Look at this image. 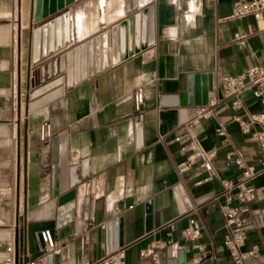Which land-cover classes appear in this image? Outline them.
Masks as SVG:
<instances>
[{
	"label": "crops",
	"instance_id": "1",
	"mask_svg": "<svg viewBox=\"0 0 264 264\" xmlns=\"http://www.w3.org/2000/svg\"><path fill=\"white\" fill-rule=\"evenodd\" d=\"M238 1L250 0H75L35 23V0H0V191L13 189L0 207V264L12 243L16 264H85L116 248L125 249L126 264H153L141 253L167 241L172 222L175 244L162 262L180 264L182 253L184 264H234L224 246V199L216 197L223 180L242 177L226 166L227 153L260 169V144L233 120L228 102L191 129L214 174L198 165L180 173L192 154L176 136L195 112L192 103L221 96L224 76L264 65V14L235 17ZM148 13L149 28L138 32L137 17ZM241 98L240 114H264L251 92ZM251 184L257 199L245 216L244 250L258 246L264 261V171ZM71 190L76 198L61 206L59 196ZM190 219L202 226L197 240L184 235ZM46 229L60 255L45 248Z\"/></svg>",
	"mask_w": 264,
	"mask_h": 264
},
{
	"label": "built area",
	"instance_id": "2",
	"mask_svg": "<svg viewBox=\"0 0 264 264\" xmlns=\"http://www.w3.org/2000/svg\"><path fill=\"white\" fill-rule=\"evenodd\" d=\"M184 0H177L178 4H182ZM235 17L253 16L256 20H260L264 14V0L238 1L233 8ZM251 92L253 97L264 105V65H256L246 72L231 76L226 75L222 80L221 96L213 98L209 97L206 105L195 106V112L190 117L184 130H181L176 141L181 144L183 152H191V156L179 166V172L185 173L194 165L208 170L210 174H214L215 168L213 159L208 151L202 146L201 142L191 133V129L204 121L211 119L216 112L219 104L228 102L230 108L236 113L233 120L239 124L242 131L251 134L260 144L262 155L260 158V169L248 164L241 156L235 152H228L225 158L226 166H235L242 174L237 180H223L222 192L216 197V200L224 199L220 205V213L225 219L227 226V234L224 240V246L229 252L231 260L234 264H264L260 249L253 246L250 250L245 251L246 245V219L245 216L250 212V205L257 199V193L252 186V181L264 171V130L252 131L253 124L264 125V114L252 115L250 118L240 114L244 108L242 95ZM136 106L140 109L143 103L144 95L138 92L135 96ZM221 136L225 135L223 129L219 130ZM13 191L12 187L6 191H0V207L3 199L8 193ZM170 232L168 240L165 242H156L149 250L141 253L142 258H151L153 264H161L162 252L169 245L175 244L173 233L176 230L175 222L169 224ZM202 226L196 219H190L184 235L187 239L197 240L201 237ZM41 239L45 244L48 252L60 255L62 250L57 247L56 240L52 230L46 229L41 232ZM202 255L207 258L208 252L204 245L198 246ZM6 256L3 260L4 264H16V248L15 244H8L5 249ZM85 264H126V254L124 248H116L105 258L91 262L86 261Z\"/></svg>",
	"mask_w": 264,
	"mask_h": 264
},
{
	"label": "water",
	"instance_id": "3",
	"mask_svg": "<svg viewBox=\"0 0 264 264\" xmlns=\"http://www.w3.org/2000/svg\"><path fill=\"white\" fill-rule=\"evenodd\" d=\"M75 2V0H35V9H34V16L33 20L35 23H40L43 20L55 15L56 13L63 11L65 8L68 6L72 5ZM188 94V93H187ZM55 94H51L49 96H46L44 98L39 99L38 101L34 102L32 104V108L37 107L38 105L43 104V102L47 100H51L54 98ZM188 95H184V98L187 99ZM209 97H205L204 99L198 100L194 103L191 104V106H201V105H206L208 103ZM57 139L54 141V157H55V162H57L58 158V143ZM57 166V165H56ZM55 166V178H54V187H55V194L58 196L59 190H58V185H59V180L57 176V168ZM76 198V190H71L70 192H67L64 195L59 196V204L61 206L70 204L73 202V200ZM180 264H184V256L181 253V258H180ZM162 264H166V262H162ZM202 264H211L210 260L205 261Z\"/></svg>",
	"mask_w": 264,
	"mask_h": 264
},
{
	"label": "bare ground",
	"instance_id": "4",
	"mask_svg": "<svg viewBox=\"0 0 264 264\" xmlns=\"http://www.w3.org/2000/svg\"><path fill=\"white\" fill-rule=\"evenodd\" d=\"M132 23H134V21H130V22H128V23H124L123 24V41H124V44L126 43V40L129 38V36L128 35H126V28H129V27H131L133 24ZM136 23V22H135ZM137 27H138V32H140L141 31V29L143 28V29H145V30H147L148 28H149V13L147 14V15H145V16H138L137 17ZM117 31V30H116ZM117 34V33H116ZM141 35V34H140ZM107 41V40H106ZM116 41V40H115ZM128 41V40H127ZM117 42V41H116ZM118 46V45H117ZM108 47V46H107ZM116 48V47H115ZM117 49V48H116ZM84 50H85V47H84ZM77 51V50H76ZM104 52H106V51H104ZM40 53H41V36H40V33H38V35H37V41H36V59H38L39 57H40ZM76 53V52H75ZM118 53V52H117ZM116 53V54H117ZM80 52H79V56H80ZM113 54V53H112ZM82 55V54H81ZM83 56H84V54H83ZM88 55L86 54V57H87ZM116 56V55H115ZM114 56V58H115V60H116V57ZM76 58H78V53H77V57ZM83 58V57H82ZM102 58V57H101ZM80 59H81V57H80ZM79 59V60H80ZM85 60H87V59H85ZM108 60V59H107ZM84 61V60H83ZM86 62V61H85ZM107 62H109V61H107ZM78 63H79V61H78ZM84 64V63H83ZM115 64V63H114ZM78 66V65H77ZM85 66V65H84ZM103 67V66H102ZM83 68H85L86 69V67H83ZM85 69H83V70H85ZM87 70V69H86ZM89 72V71H88ZM40 90H37L36 92H35V95H38V94H40Z\"/></svg>",
	"mask_w": 264,
	"mask_h": 264
},
{
	"label": "rangeland",
	"instance_id": "5",
	"mask_svg": "<svg viewBox=\"0 0 264 264\" xmlns=\"http://www.w3.org/2000/svg\"><path fill=\"white\" fill-rule=\"evenodd\" d=\"M38 89H40L39 87L38 88H35L34 90H33V92L32 93H34L36 90H38Z\"/></svg>",
	"mask_w": 264,
	"mask_h": 264
}]
</instances>
